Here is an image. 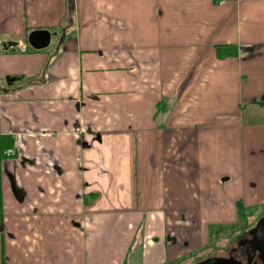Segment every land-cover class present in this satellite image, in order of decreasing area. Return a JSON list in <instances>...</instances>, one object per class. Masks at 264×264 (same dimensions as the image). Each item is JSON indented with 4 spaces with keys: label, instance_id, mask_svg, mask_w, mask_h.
I'll return each mask as SVG.
<instances>
[{
    "label": "crops",
    "instance_id": "0c3cea01",
    "mask_svg": "<svg viewBox=\"0 0 264 264\" xmlns=\"http://www.w3.org/2000/svg\"><path fill=\"white\" fill-rule=\"evenodd\" d=\"M254 210L264 0H0V264H195Z\"/></svg>",
    "mask_w": 264,
    "mask_h": 264
},
{
    "label": "water",
    "instance_id": "95a60500",
    "mask_svg": "<svg viewBox=\"0 0 264 264\" xmlns=\"http://www.w3.org/2000/svg\"><path fill=\"white\" fill-rule=\"evenodd\" d=\"M28 43L31 47L40 49L48 45L50 36L46 31H33L28 36ZM7 81L10 83L12 79L7 78ZM251 238L248 241L240 240L239 245L247 244L248 248L254 253V255H248L247 260L243 261L234 256L230 257H220L214 256L207 258L203 261H200L197 264H252L253 257L257 253V258L264 264V215H262L255 226L250 230Z\"/></svg>",
    "mask_w": 264,
    "mask_h": 264
},
{
    "label": "rangeland",
    "instance_id": "374dc122",
    "mask_svg": "<svg viewBox=\"0 0 264 264\" xmlns=\"http://www.w3.org/2000/svg\"><path fill=\"white\" fill-rule=\"evenodd\" d=\"M251 214L253 215V219L252 220L247 219L246 220L245 228H242L241 231L237 233V235L230 236L229 239H227L228 241L226 242V244L224 246H222V247H216L215 248V246H213L214 249H211L210 251H207V253H203L204 251L201 252V253H199L201 255L199 257H197V258H194V259H197V260H195L196 263L195 262L194 263L197 264L200 261H203V260H205L207 258L214 257V256H220V257H230V256H234V257H236L235 256L236 254L234 255L233 252L231 253L230 248L231 247L232 248L233 247L236 248L238 246L237 247L238 249L236 250V252H240L241 248L239 247L240 245L238 244V241L239 240L248 241L251 238L250 230L255 226V223L259 219V216H261V213L258 214L256 212V210H254V212H251ZM229 229L231 230V232H233L234 227H229ZM170 236H172V239H173L172 242H173V244H175V243L178 244L176 231H171ZM179 245L180 246H183V244L181 242L179 243ZM245 245H247V244H245ZM247 250H249V251H247V254L243 253L244 258H241V257H239V258L236 257V258L242 259L243 261H245V260H247L248 253L250 255H252V256L254 255V254H251V250H250V248H248V246H247ZM257 259L258 258H256V256H255L253 258L252 264H258L257 263V261H258ZM198 260H200V261H198ZM172 264H178V263H172ZM259 264H261V262H259Z\"/></svg>",
    "mask_w": 264,
    "mask_h": 264
},
{
    "label": "trees",
    "instance_id": "16d2710c",
    "mask_svg": "<svg viewBox=\"0 0 264 264\" xmlns=\"http://www.w3.org/2000/svg\"><path fill=\"white\" fill-rule=\"evenodd\" d=\"M215 52L218 57L236 56L238 47L232 44H220L215 46ZM262 215H264V213H262L261 216ZM261 216H259V218Z\"/></svg>",
    "mask_w": 264,
    "mask_h": 264
},
{
    "label": "flooded vegetation",
    "instance_id": "af4514ba",
    "mask_svg": "<svg viewBox=\"0 0 264 264\" xmlns=\"http://www.w3.org/2000/svg\"><path fill=\"white\" fill-rule=\"evenodd\" d=\"M239 241H240V240H239ZM239 241H238V242H239ZM237 247H238V246H237ZM237 247H236V248H235V247H233V248L231 247V248H230L231 253L233 252L234 255L236 254L235 256L238 257V258H239V257L244 258L243 253L247 254V251H249V250H247V245H245V244H244V245H240V246H239V247L241 248L240 252H236V250L238 249ZM251 254H254V253L251 251ZM248 255H250V254L248 253ZM255 256H256V258H257V253L255 254ZM255 256H254V257H255ZM254 257H253V258H254ZM257 260H258V259H257ZM258 261H259V260H258ZM258 261H257V263L259 264L260 261H259V262H258Z\"/></svg>",
    "mask_w": 264,
    "mask_h": 264
},
{
    "label": "built area",
    "instance_id": "2783aa9c",
    "mask_svg": "<svg viewBox=\"0 0 264 264\" xmlns=\"http://www.w3.org/2000/svg\"><path fill=\"white\" fill-rule=\"evenodd\" d=\"M4 152L6 155H10L14 153L11 149H6Z\"/></svg>",
    "mask_w": 264,
    "mask_h": 264
}]
</instances>
